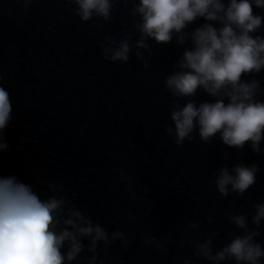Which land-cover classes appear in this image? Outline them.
Masks as SVG:
<instances>
[{
    "label": "clouds",
    "instance_id": "1",
    "mask_svg": "<svg viewBox=\"0 0 264 264\" xmlns=\"http://www.w3.org/2000/svg\"><path fill=\"white\" fill-rule=\"evenodd\" d=\"M34 0H23L25 10ZM81 23L98 20L112 22L113 9L129 0H64ZM254 8L264 9V0H131L129 26L119 37L106 35L101 48L105 61L127 64L134 53L136 60L147 68L154 56L153 44L167 45L173 40L184 47L165 76L164 88L174 98L169 105L172 126L165 127L175 144L183 147L199 136L202 144H210L219 136L223 145L251 150L264 156V88L255 77L264 70V36L256 34L264 26V16ZM204 23L189 30L197 20ZM245 77H250L245 79ZM3 78L0 77V80ZM198 91L214 98L198 102ZM184 101L181 104V101ZM13 105L9 91L0 84V155L8 153L11 145L5 133L12 121ZM230 153L225 152L227 159ZM11 160V158H10ZM260 171L256 164L243 161L231 168L227 164L212 171L220 198L233 194L243 197L252 188ZM125 194L131 191L126 174ZM139 186V185H138ZM143 187L145 193L149 190ZM45 198L16 174L0 175V264H103L99 248L105 249L119 241L127 249L130 241L119 229L109 232L102 224L74 203L62 183L48 182ZM135 200L132 193L129 197ZM249 219L246 212L225 211L227 221L237 230L222 247L215 249L214 241L222 229L204 231L199 239L182 233L179 245L192 250L182 264L203 260L208 264H264V244L261 236L264 223V202L252 205ZM130 220L133 213H128ZM211 224L213 215L207 216ZM251 225V226H250ZM201 225L188 221L186 231L200 232ZM87 241V243H85ZM145 235L143 243L160 252L167 251L165 243ZM90 253V255H85Z\"/></svg>",
    "mask_w": 264,
    "mask_h": 264
}]
</instances>
